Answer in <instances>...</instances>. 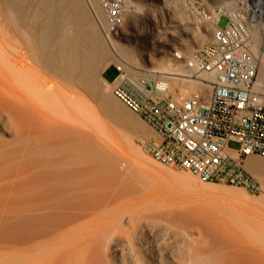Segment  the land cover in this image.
<instances>
[{
	"label": "bare ground",
	"instance_id": "6f19581e",
	"mask_svg": "<svg viewBox=\"0 0 264 264\" xmlns=\"http://www.w3.org/2000/svg\"><path fill=\"white\" fill-rule=\"evenodd\" d=\"M130 1L115 33L101 0H0V264H264V157L246 164L258 195L161 166L102 77L208 94L185 59L225 13L249 26L264 97V0Z\"/></svg>",
	"mask_w": 264,
	"mask_h": 264
},
{
	"label": "built area",
	"instance_id": "2783aa9c",
	"mask_svg": "<svg viewBox=\"0 0 264 264\" xmlns=\"http://www.w3.org/2000/svg\"><path fill=\"white\" fill-rule=\"evenodd\" d=\"M101 2L111 31L117 33L131 1ZM222 16L228 17L226 26L219 25ZM253 43L245 21L220 15L213 38L185 59L193 76L207 75L202 80L211 84L208 94L182 95L167 81L140 74L130 79L114 63L119 71L110 82L114 95L158 135L140 141L154 160L203 182L261 193L260 181L246 165L249 156L264 157V97L254 89L258 64ZM232 140L239 147H230Z\"/></svg>",
	"mask_w": 264,
	"mask_h": 264
},
{
	"label": "rangeland",
	"instance_id": "374dc122",
	"mask_svg": "<svg viewBox=\"0 0 264 264\" xmlns=\"http://www.w3.org/2000/svg\"><path fill=\"white\" fill-rule=\"evenodd\" d=\"M157 3H159V5H162V1L161 0H159ZM199 5V6H198ZM197 6V12H199L200 14H202V13H207L208 12V7H207V4H198ZM221 7L219 6V5H217L216 6V9L217 10H219ZM254 8V6L252 5V6H250L249 8H248V14H247V17H248V20L249 21H252V20H254V19H257V14H259V12H256V16H253V9ZM150 15V14H149ZM158 15H159V17L160 18H164L163 17V15L161 14V13H158ZM151 16V15H150ZM189 16V15H188ZM255 17V18H254ZM176 20H179V18H178V16H175L174 17ZM185 21H189V18H188V20L186 19ZM227 22H228V17H226V16H222L221 17V19H220V22H219V25L220 26H226V24H227ZM255 22V21H254ZM213 33H214V31H213ZM210 40V39H209ZM107 70V71H106ZM105 71H106V77H107V79H109V80H113L115 77H116V75L118 74V70H117V68H116V65H114V63H111L103 72H102V77H104V73H105ZM257 76V75H256ZM256 79V78H255ZM112 87V86H111ZM176 89H180L179 87H176ZM189 95V94H188ZM154 137V136H153ZM153 137H150V138H153ZM140 141H141V139L140 138H138V137H135L134 138V142L145 152V153H147L148 155H150L145 149H144V147H143V145L140 143ZM229 146L230 147H232V148H237V147H239V143L237 142V141H230L229 142ZM151 156V155H150ZM263 158V157H262ZM160 164V163H159ZM161 165V164H160ZM162 166V165H161ZM166 168H170V167H166ZM170 169H172V170H174L175 172H182V170H179V169H174V168H170ZM184 172H187V171H185V170H183ZM198 180H199V182H203V181H201L198 177H196ZM236 187V186H235ZM245 190V189H244ZM247 193H249L247 190H245ZM249 194H252V193H249ZM252 195H255V194H252ZM256 195H258V194H256Z\"/></svg>",
	"mask_w": 264,
	"mask_h": 264
},
{
	"label": "crops",
	"instance_id": "0c3cea01",
	"mask_svg": "<svg viewBox=\"0 0 264 264\" xmlns=\"http://www.w3.org/2000/svg\"><path fill=\"white\" fill-rule=\"evenodd\" d=\"M107 71V70H106ZM106 71H105V73H104V78L108 81V82H111L112 80H109V79H107V77H106Z\"/></svg>",
	"mask_w": 264,
	"mask_h": 264
},
{
	"label": "snow or ice",
	"instance_id": "6c2138e0",
	"mask_svg": "<svg viewBox=\"0 0 264 264\" xmlns=\"http://www.w3.org/2000/svg\"><path fill=\"white\" fill-rule=\"evenodd\" d=\"M241 107H243V105H241Z\"/></svg>",
	"mask_w": 264,
	"mask_h": 264
}]
</instances>
